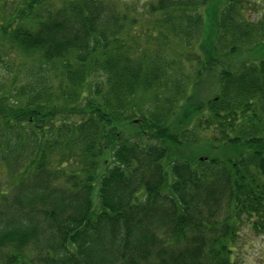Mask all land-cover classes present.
Wrapping results in <instances>:
<instances>
[{"label":"trees","instance_id":"16d2710c","mask_svg":"<svg viewBox=\"0 0 264 264\" xmlns=\"http://www.w3.org/2000/svg\"><path fill=\"white\" fill-rule=\"evenodd\" d=\"M246 2L209 37V0H0V64L27 60L0 73V264H233L264 236V51L175 119L264 44Z\"/></svg>","mask_w":264,"mask_h":264},{"label":"rangeland","instance_id":"374dc122","mask_svg":"<svg viewBox=\"0 0 264 264\" xmlns=\"http://www.w3.org/2000/svg\"><path fill=\"white\" fill-rule=\"evenodd\" d=\"M253 2L254 0H247L246 4L252 5ZM221 4H222V0H209L208 7L206 8L207 9L206 11V20H207L206 30L207 32H209V35H210L209 37H212L214 35L216 16H217L216 12L220 8ZM12 6L13 5L10 4L8 7H12ZM262 7H263V2L259 4H253L249 14L247 15V18L250 20V22H253V21L255 22V20L258 21V19L259 20L261 19L260 17L262 14L260 13V11L262 10ZM255 39L256 38L254 35L251 43L238 47L239 48L237 51L238 54L236 56L229 58V59H225L222 63L221 62L213 63L212 66L210 65L209 70L206 71L205 75L197 83L195 90L189 93V95L184 99L182 106L177 111L175 119L178 118L177 117L179 115L178 112H181V110L186 109L188 101H189V104H193L194 101L197 99L198 101H196L195 103L197 105H200V101L202 103H205L206 100H208L209 98H212L216 94V91L219 87V72L222 69L235 70L242 63L252 62L257 57L261 56L264 51V47H263L264 44L257 43L256 45H253L256 43ZM205 46L207 47V44ZM13 53L15 54V57L13 59L9 57L5 61L9 63L8 66H6V64H4V66L0 64V73L7 72L8 69H4L7 67L15 68V73H17V69L23 63L27 62V60L23 58L24 55H20V53L18 54V52L16 53L15 51ZM12 94L15 95V93H12ZM153 94L154 92L151 91V93L148 92V93L139 94V95H141V97L145 99V105H146V103L149 102L150 96H152ZM139 95H138V98H140ZM172 151L173 153L171 154V156H169L171 158L179 154V151H176V149L174 150L172 149ZM192 153H195L198 157H201L202 155L201 153L196 152L195 148L192 151ZM188 155H190V152L188 153ZM232 261H233V264H264V236L255 235L254 233L250 231L243 230L241 240L238 243V249L236 251V254L232 257Z\"/></svg>","mask_w":264,"mask_h":264}]
</instances>
